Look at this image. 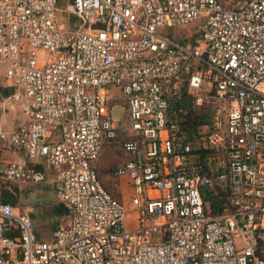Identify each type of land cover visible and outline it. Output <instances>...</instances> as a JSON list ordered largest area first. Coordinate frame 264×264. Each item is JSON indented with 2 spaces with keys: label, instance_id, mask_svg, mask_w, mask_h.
Listing matches in <instances>:
<instances>
[{
  "label": "built area",
  "instance_id": "obj_1",
  "mask_svg": "<svg viewBox=\"0 0 264 264\" xmlns=\"http://www.w3.org/2000/svg\"><path fill=\"white\" fill-rule=\"evenodd\" d=\"M231 1L0 0V103L27 118L0 129V264H264V0ZM186 91L213 106L204 158ZM120 130L128 201L96 166ZM6 181L49 182L69 223L41 238ZM216 184L232 210L212 215Z\"/></svg>",
  "mask_w": 264,
  "mask_h": 264
},
{
  "label": "rangeland",
  "instance_id": "obj_2",
  "mask_svg": "<svg viewBox=\"0 0 264 264\" xmlns=\"http://www.w3.org/2000/svg\"><path fill=\"white\" fill-rule=\"evenodd\" d=\"M222 1L225 5H231L232 3L231 0ZM58 15L61 17L64 14L58 12ZM63 23L65 26L67 25V21ZM200 24V21H196L193 24L171 27L167 30V32L169 31L168 36L176 41L183 42L190 34L198 33V30L201 29ZM112 112L115 118H119L123 114V108H121V106H115ZM1 116L10 117L14 119L15 122H19L22 116L26 117L19 110L15 108L6 109L0 103V121ZM124 120L126 125H128L127 115H125ZM3 129L5 131H11L14 127L10 124V127ZM127 136L128 133L126 131L120 130L116 140L105 145L103 156L97 165V170L102 180L104 179L107 181L106 186L116 197L125 201L129 200L133 192V186L129 181V177L126 175H124L123 178L117 176L114 173V169L127 158L122 149V144ZM2 186L3 195H10V199L17 207L31 214L37 230L36 232L41 238L49 240L52 231L58 224L69 223V213H57L56 211V206L61 202L58 200L55 190L49 182L30 185L18 181H6L2 183ZM127 211L129 214L136 212L135 206H132L131 202L127 204Z\"/></svg>",
  "mask_w": 264,
  "mask_h": 264
},
{
  "label": "trees",
  "instance_id": "obj_3",
  "mask_svg": "<svg viewBox=\"0 0 264 264\" xmlns=\"http://www.w3.org/2000/svg\"><path fill=\"white\" fill-rule=\"evenodd\" d=\"M5 93L9 94L10 89H6ZM185 94L187 115L182 129L185 130L188 140L192 142L196 148L201 147V155L202 158H204L206 156V149L203 147L204 134H202V132L204 127L211 124L213 106L208 102L197 105L194 103L190 92L186 91ZM203 197L212 215H219L232 210L227 188H222L217 184L214 187L206 186L203 188ZM3 200L14 204L10 199V195L4 194ZM56 211L57 213H67L68 209L60 203L56 206Z\"/></svg>",
  "mask_w": 264,
  "mask_h": 264
},
{
  "label": "crops",
  "instance_id": "obj_4",
  "mask_svg": "<svg viewBox=\"0 0 264 264\" xmlns=\"http://www.w3.org/2000/svg\"><path fill=\"white\" fill-rule=\"evenodd\" d=\"M115 92H117V90H115ZM26 120H27V118L26 117H24V116H22V118H20L19 119V122H15V120L14 119H12V118H10V117H3V116H1V121H0V129H3V128H8V127H10V124H12L13 125V127H14V129L13 130H15L20 124H22V123H24V122H26ZM13 130H11V131H13ZM8 132H11V131H9V130H7ZM114 142V141H113ZM107 144H110V143H107ZM105 147V146H104ZM103 152H104V148L102 149V153H101V155H100V157H99V160L101 159V157L103 156ZM125 152V151H124ZM125 156L127 157L126 159H128V158H130L131 156L128 154V153H126L125 152ZM19 157V153H17V152H14L12 149H10L9 147H6V146H4L2 149H1V158L3 159V161H5V163L6 162H8V161H11V160H14V159H16V158H18ZM125 159V160H126ZM99 160L97 161V164H96V166L98 165V162H99ZM124 160V161H125ZM123 161V162H124ZM121 164V163H120ZM42 167L44 168L45 167V165L44 164H42ZM98 169V168H97ZM117 176H119V175H117ZM124 176V175H123ZM123 176H119V177H121V178H123ZM128 177V176H127ZM100 178H101V176H100ZM101 180H102V178H101ZM103 181V183H104V185H106L107 184V181H105L104 179L102 180ZM130 181V180H129ZM128 201V200H127ZM68 213V212H67ZM129 223H130V225H134L135 224V222L134 221H130L129 220ZM60 224H62V223H60ZM60 224H58V225H60ZM57 225V226H58ZM37 231V230H36ZM38 236H40V235H38Z\"/></svg>",
  "mask_w": 264,
  "mask_h": 264
}]
</instances>
